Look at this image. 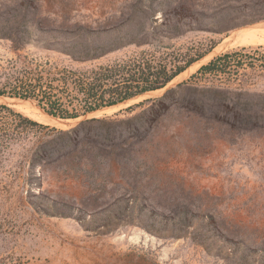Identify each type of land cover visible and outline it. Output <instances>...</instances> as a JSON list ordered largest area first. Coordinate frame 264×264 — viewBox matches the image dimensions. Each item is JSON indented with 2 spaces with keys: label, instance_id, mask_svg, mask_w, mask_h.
I'll list each match as a JSON object with an SVG mask.
<instances>
[{
  "label": "rangeland",
  "instance_id": "374dc122",
  "mask_svg": "<svg viewBox=\"0 0 264 264\" xmlns=\"http://www.w3.org/2000/svg\"><path fill=\"white\" fill-rule=\"evenodd\" d=\"M63 20L124 23L117 36L151 43L70 63L42 46L67 37L40 25ZM240 36L264 39V0H0V71L142 51L189 63L161 93L76 119L0 96L48 120H32L48 128L29 126L0 160V264H264V45L209 55ZM164 96L162 115L137 106Z\"/></svg>",
  "mask_w": 264,
  "mask_h": 264
},
{
  "label": "trees",
  "instance_id": "16d2710c",
  "mask_svg": "<svg viewBox=\"0 0 264 264\" xmlns=\"http://www.w3.org/2000/svg\"><path fill=\"white\" fill-rule=\"evenodd\" d=\"M138 12L143 13V10L133 9L128 14L134 15ZM120 15L124 13L121 12ZM164 21V24L168 25V22ZM52 26L53 28L40 25V29L41 31L52 29L67 38L45 41L42 46L68 57L70 63L92 64L108 53L121 49L124 45L151 43L150 39L144 36L145 32L140 36H117V33L126 27L124 23L120 25L103 23L92 26L63 20ZM168 30L171 32L170 36L172 33L180 32L177 27ZM115 34L117 37L114 36L112 40H109ZM89 35H98L99 39L88 38ZM12 43L15 50L20 48L18 43L14 41ZM237 54L238 52H235L233 55ZM230 56L225 54L217 58L203 66L200 72L213 70L217 61L228 59ZM188 65L189 63L184 67ZM184 67L174 63L171 65L165 56L157 57L155 52L144 51L138 58L85 68L58 65L49 60H30L21 67H15L14 64L0 71V96L14 97L22 101L30 100L38 108L27 101L23 102L43 115L59 119H76L103 108L119 105L147 92L162 90L185 69ZM166 97L147 100L137 106L149 102L151 106L148 115L152 117L160 113L162 115L167 109ZM29 126L48 128L0 104V160L8 147L16 142Z\"/></svg>",
  "mask_w": 264,
  "mask_h": 264
},
{
  "label": "bare ground",
  "instance_id": "6f19581e",
  "mask_svg": "<svg viewBox=\"0 0 264 264\" xmlns=\"http://www.w3.org/2000/svg\"><path fill=\"white\" fill-rule=\"evenodd\" d=\"M256 45H264V39L263 38H257V37H245V36H240V37H234L231 39H228L227 41L223 42L220 44L218 47H216L209 55H218L220 53H224L226 51L236 49L239 47H247V46H256ZM162 90L157 91L156 93H161ZM154 94V93H151ZM0 103L6 104L8 106H14L15 108L19 109L18 106H16L12 101L0 97ZM24 114L29 116L32 120L39 121V122H47L48 120H45L41 118L40 116L30 114L27 111L22 110ZM75 120H66V121H57L56 125L58 126H64L73 123ZM55 124V123H54Z\"/></svg>",
  "mask_w": 264,
  "mask_h": 264
}]
</instances>
